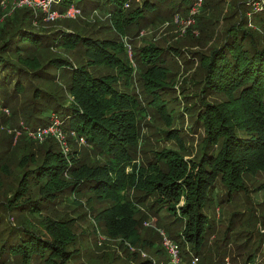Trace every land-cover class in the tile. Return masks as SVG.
<instances>
[{
	"label": "trees",
	"instance_id": "obj_1",
	"mask_svg": "<svg viewBox=\"0 0 264 264\" xmlns=\"http://www.w3.org/2000/svg\"><path fill=\"white\" fill-rule=\"evenodd\" d=\"M6 1L0 0V9ZM54 1L60 18L76 6L83 15L103 11L110 26L93 25V32L87 33L91 23L68 19L48 32L35 26L43 13L27 7L17 8L0 25V124L12 126L14 139L21 133L15 142L8 139L7 129H0V264H78L85 248L80 237L89 228L91 234L101 231L119 240L125 249L154 251L155 241L138 230V215L144 210L140 205L160 217L163 212L173 217L164 228L173 239L184 234L198 255L212 230L216 191L232 204L249 198L251 191L264 194V183L253 189L247 185V179L264 174V3L236 0L226 6L225 0H205L195 7L199 0H142L126 9L133 0ZM163 11L168 17L181 13L186 21H194L181 41L199 47L184 57L198 62L192 95H184V105L167 98V90L177 82L172 62L184 50L150 43L135 52L136 68L122 43L97 35L111 28L126 35L154 24ZM251 21L262 29H250ZM75 58L81 63H74ZM105 69L110 71L101 74ZM195 85H201L196 93ZM141 98L154 122L163 120L169 127L166 139L179 145V151L152 149L157 161L144 166L136 160L137 153L145 152ZM185 115V131L194 136L199 128L203 134L189 160L185 155L193 154V148L187 149L179 130L173 129L175 123L184 124ZM51 116L61 118L56 135H42V145L30 142L34 139L24 134L23 124L26 132L38 133L54 126H48ZM57 135L68 141L72 136L82 139L98 157L89 160L78 150L65 154L56 146ZM13 155L19 156V164L11 173L7 162ZM247 209L252 213L246 221L259 219L251 205ZM12 213L30 224L13 225ZM91 217L99 224L98 232L91 231ZM31 218L40 227L34 228ZM246 228L242 225L234 235ZM151 232L157 240L161 237ZM135 262L160 264L150 259Z\"/></svg>",
	"mask_w": 264,
	"mask_h": 264
},
{
	"label": "rangeland",
	"instance_id": "obj_2",
	"mask_svg": "<svg viewBox=\"0 0 264 264\" xmlns=\"http://www.w3.org/2000/svg\"><path fill=\"white\" fill-rule=\"evenodd\" d=\"M21 1L22 0H7L3 4H1L2 6L0 9V25H3L6 19L14 16L16 14V11H18L16 10L17 8L27 7L35 10L38 13H43L42 17L44 19L42 20V22H40V24H37L35 26L39 29H44L48 32H53L55 29L63 27L61 24H64V20L66 21L68 19H74L75 21H87L91 23L92 25H88L85 27L87 33L93 32V25H96V27L99 28L102 25L110 26L108 21V15H106V13L101 10H98L97 12H95L94 10H88V13L86 15H83L82 9L73 6V8L68 11L66 17L60 18V14L57 8L56 10H54V0L50 7H48L47 11H44L42 8L39 7L32 8L29 4L21 5ZM137 1H139L140 3ZM204 1L205 0L197 1L195 7H199V5L203 4ZM233 1L236 0H225V5H229ZM248 1L250 0H241L243 4L247 3ZM141 2L142 0H133L130 3V6H126V9H133L137 6V4L141 5ZM261 2L264 3V0L260 1L259 3ZM256 7L258 8L260 6L256 5ZM223 12H225L224 8ZM193 13H195V10H193ZM157 16L163 20L158 19L152 25L149 24L146 26H139L135 29H131L127 32L126 35L115 33L112 28L101 29L99 32H97V35L101 37L107 36L110 39H115L122 43L124 45L125 51H127L128 55L130 56V59L133 63V67L136 68H138L139 65L137 63V60H135V52L140 51L141 48L150 43H154L155 45H158L159 47L163 48H167L169 46H176L184 50L185 53L182 52V55L179 58L173 60L172 62L174 65V74L172 77L177 82H175V85L172 86V90H167V98H177V102H181V104L184 105L183 97L185 94L192 95L190 94V92L193 91L191 89L194 88L195 74L198 70V62H196L194 59L185 60L186 58L184 57H187L186 55L189 56V51H197L199 47L188 46L187 43L182 44L181 41L183 39L182 34L185 32V28L190 24V22L194 24V21H186L185 18L181 16V13L176 14L173 17H168L167 13H164L163 11ZM169 18H171L172 20H166ZM247 18L251 19V17L249 16ZM57 19L61 20L59 22H56ZM249 27L250 29H262L260 26L255 25L252 21ZM78 28H81V26ZM194 34L197 35L198 31L195 30ZM76 61L81 63L79 58H75L74 63H76ZM108 71L106 69L102 70L101 74H106ZM200 86L195 85V93L196 91H199ZM167 91H165L164 95H166ZM141 99L143 100V102L140 100V103L143 107H145L146 113V117L141 118V133L143 137L142 150H144L145 152L137 153L140 154V156L136 158V160L137 165L144 166L145 164L148 165V163L150 162L156 163L157 161V158L155 157L154 153L150 152L152 149L155 151H179V145H177L174 141L166 139L164 131L167 130L169 127L165 125V121L163 120H159L157 125L154 122L153 116L149 113L150 110L148 109L147 103L144 101L143 98ZM211 100L214 99L209 98L208 101ZM182 107L183 106H181V108ZM14 117L15 115L11 118L12 121L14 120ZM22 120L23 119L20 118V122ZM60 120L61 118L58 119L51 116V118L49 119L48 126H54H52L50 129L56 130V127L58 128L60 125ZM184 120V124L175 123L173 125V129L176 128L179 130V133L183 137L182 144L187 149L191 150L193 148L190 151L193 152V154L187 153V155H185V160H189L195 157L194 153L196 149H198L199 144L201 143L203 134L202 130L199 128L197 129V133L194 136L185 131V129L189 125V118L185 115ZM16 122L17 120L14 121V123ZM3 125V123L0 124V129H7L8 139H14L12 136H10L14 133V130L11 129L12 126L8 124L5 128H3ZM22 127L23 131L25 132L24 134L27 137H32V139L39 137L35 135L33 138V135L35 133L31 132L30 130L26 132L24 129V124ZM20 134L21 133L19 132L17 133L16 138L14 139L15 142L18 140V138H20ZM48 135L49 134H45V136ZM55 140L58 143V145H56L57 148H60L65 154H69L73 150H78L82 152V154H84V157L87 156V159L89 160H93L98 157V154L95 149H92L91 147L87 146L82 139H78L75 136H72L69 141L67 140V136L65 139L59 136V139L55 138ZM30 142H35L37 143V145L44 144V140L39 139H34ZM18 157L19 156L17 155H13L12 158L10 156L11 159L9 158L7 162V164H9V169L11 173L16 172L18 168ZM263 183L264 174H258L254 176L251 180L247 179V185L249 186V189L261 186ZM140 195H144V193H141ZM134 197L135 194H132V198ZM213 198L215 202L213 204L212 210L210 211L212 230L206 236V243L204 246L201 247L198 255H196L195 250L192 249L191 244L186 241L187 238L183 236L184 234H182L181 239H176L175 237L174 239H176V242L168 233V229L166 230L164 228L165 223H167L168 225V223H171L173 221V217L168 216L166 212H163L162 217H160L159 213H155L151 210L148 211L140 205V208L144 210L141 211L142 213L138 215V219L141 222L138 227V230L139 233H142L143 238H151V240L155 241L153 242L154 251L148 247H139L138 249H134L133 247L128 246V248L125 249V246L121 247L119 245V240L109 238L108 235H105L104 233L102 234L101 231L97 235L91 234L90 228L88 229L89 226L91 227V231H93V233L94 229L98 232L99 228V224L91 217L88 221L89 226H87L86 224L83 225L84 229H88V231L84 232L80 237L85 248H83L82 250L84 253H81L78 256V264H107L110 262L119 264L122 263L120 261H124L127 264H134L136 263L135 261L139 259L140 261L149 259L156 260L160 264H173L172 257L167 248V244L165 243L166 240L170 241L172 244L178 247L179 253L176 252L175 255L177 257H180L181 259L179 263L177 262L174 264H254L256 259L258 260V264H261L262 261H264V224L262 223V212L264 214V194L258 191H251L249 198L242 199L236 204H232L230 202L222 200L223 192L220 191H216ZM248 205H251L253 207V214H255V217L257 216L259 219H254L251 222L246 221L248 215L252 213L250 210L247 209ZM58 210L65 212L66 209L64 207H59ZM236 212L238 213L237 216H235ZM25 218L26 217H18L16 213H12L9 220H11V223H13V225L19 226L20 223H22L21 225H29V222L23 223L25 222ZM29 221L31 222L34 228L40 227V225L37 226L39 224L37 219L31 218V220ZM230 222L232 223L231 226ZM242 225L243 227L249 228H246L243 233L236 237L234 233H237L242 230ZM40 229L42 230V228ZM152 230H154L156 234H160L161 237H158V240L154 238L155 234L151 232ZM77 233H81V228L77 230ZM163 236H166V239H164ZM169 237L172 240L169 239ZM160 249H162V251L164 249L163 253L158 255L155 254L156 252H159ZM132 253H135V255H137V258L134 259L132 257ZM249 260H251L253 263H248ZM169 261L171 263H168Z\"/></svg>",
	"mask_w": 264,
	"mask_h": 264
},
{
	"label": "built area",
	"instance_id": "obj_3",
	"mask_svg": "<svg viewBox=\"0 0 264 264\" xmlns=\"http://www.w3.org/2000/svg\"><path fill=\"white\" fill-rule=\"evenodd\" d=\"M52 2H53V0H22L20 4L21 5H23V4H29V5H31L32 8L39 7V8H42L44 11H47L48 10V7H50V5L52 4ZM56 133H57L56 130H54V129H48V130L40 131L39 133H35L33 135V138H34L35 135H37V136H39L37 138L39 140H42V135L43 136H45V134H49V135L50 134H54V135H56ZM59 136H61V135H59ZM59 136H58V138H59ZM37 138H34V139H37ZM165 243L167 244V248H168V250L170 252V255L172 257V263L173 264L174 263H177V262L179 263L180 257H177L175 255L176 252L179 253L178 252V247L176 245L172 244L168 240H166ZM196 260H198V259H196Z\"/></svg>",
	"mask_w": 264,
	"mask_h": 264
}]
</instances>
